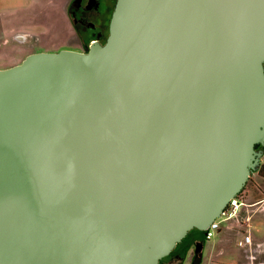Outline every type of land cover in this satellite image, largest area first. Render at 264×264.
<instances>
[{
    "label": "water",
    "instance_id": "obj_1",
    "mask_svg": "<svg viewBox=\"0 0 264 264\" xmlns=\"http://www.w3.org/2000/svg\"><path fill=\"white\" fill-rule=\"evenodd\" d=\"M258 144L264 0H116L105 43L0 69V264H161Z\"/></svg>",
    "mask_w": 264,
    "mask_h": 264
},
{
    "label": "rangeland",
    "instance_id": "obj_2",
    "mask_svg": "<svg viewBox=\"0 0 264 264\" xmlns=\"http://www.w3.org/2000/svg\"><path fill=\"white\" fill-rule=\"evenodd\" d=\"M115 1L102 0L103 9L106 10L109 7L107 19H110V11H112ZM71 2L72 0H0V69L21 63L27 55L34 52L80 50L85 47L81 43V37L77 33L69 12L68 7ZM259 169L252 172L245 189L239 194L242 197L243 205L246 198L250 199L256 194L264 195V174L260 173ZM240 224V231H242L240 236L243 237L244 232L249 233L248 230L253 222L241 218ZM193 233L198 234L201 238L205 237L204 230L193 228L184 241L162 259V263L179 264L181 261H185V264H188L190 256L193 254L192 251L190 252L191 247L188 248L186 254L184 252L186 260L178 257L176 251L181 246H186ZM219 238L220 236L216 235L205 241L210 244ZM194 241L201 248L202 241L199 240L198 243V238ZM241 251L243 257L240 258V263L230 260L226 264H264V248L259 251L254 243L252 247L248 246V249ZM246 253L249 255L248 259L244 256ZM181 256L184 255L181 254ZM244 261L248 262L244 263Z\"/></svg>",
    "mask_w": 264,
    "mask_h": 264
},
{
    "label": "crops",
    "instance_id": "obj_3",
    "mask_svg": "<svg viewBox=\"0 0 264 264\" xmlns=\"http://www.w3.org/2000/svg\"><path fill=\"white\" fill-rule=\"evenodd\" d=\"M244 205L241 209L239 218H235L222 223V227L217 235L220 236L218 240H214L208 244L205 237H199L198 234L193 233L190 236V240H196L198 238L202 241V246L197 254L198 245L193 241L191 243L190 252L193 253L190 256L188 264L194 263V259L197 258V264H226L230 260L241 262L242 251H245L255 243V246L259 248V251L264 248V195H255L252 198H246ZM245 218L248 221L253 222L248 232L252 236V242L247 245H240L238 239H242L240 236V219ZM249 227V226H248ZM210 240V239H209ZM263 247V248H261ZM194 251V252H193ZM254 254V253H253ZM248 259V254L244 255ZM235 259V260H234ZM186 260V259H185ZM185 264V261H181ZM180 262V263H181ZM248 262V261H244Z\"/></svg>",
    "mask_w": 264,
    "mask_h": 264
},
{
    "label": "flooded vegetation",
    "instance_id": "obj_4",
    "mask_svg": "<svg viewBox=\"0 0 264 264\" xmlns=\"http://www.w3.org/2000/svg\"><path fill=\"white\" fill-rule=\"evenodd\" d=\"M68 8L75 26L78 25L76 29L81 37V43L85 46L79 51H87L94 41L106 42L109 34L110 19H107L109 7L104 10L102 0H72ZM256 148L264 149V146L258 144ZM260 168H262V165ZM193 241L189 239L186 245L191 246Z\"/></svg>",
    "mask_w": 264,
    "mask_h": 264
},
{
    "label": "built area",
    "instance_id": "obj_5",
    "mask_svg": "<svg viewBox=\"0 0 264 264\" xmlns=\"http://www.w3.org/2000/svg\"><path fill=\"white\" fill-rule=\"evenodd\" d=\"M261 165L262 167H264V155L261 157ZM239 194L230 200V202L224 208L222 213L213 220V222L208 226V228L204 230L205 239L209 240V239L214 238L220 231L223 222H226V221H229L235 218H239L242 205H243L242 197ZM251 242H252L251 234L244 232L242 239L239 241V244L245 246Z\"/></svg>",
    "mask_w": 264,
    "mask_h": 264
},
{
    "label": "trees",
    "instance_id": "obj_6",
    "mask_svg": "<svg viewBox=\"0 0 264 264\" xmlns=\"http://www.w3.org/2000/svg\"><path fill=\"white\" fill-rule=\"evenodd\" d=\"M115 2H116V1H115ZM114 6H115V5H114ZM113 9H114V7H113ZM113 9H112V11H110V12H111V14H110V18H111V15H112ZM77 26H78V25H76V27H77ZM259 172L262 173V174H264V167L260 168V169H259ZM244 189H245V188H244ZM244 189H243V190H244ZM243 190H242L241 192H243ZM241 192H240V193H241ZM184 239H185V238H184ZM184 239H183L181 242H179V243L177 244V246H178L179 244H181V243L184 241ZM177 246H176V247H177ZM176 247L173 249V251L176 249ZM189 247H190V246H188V245H186V246H185V245L181 246V248H180L178 251H176V255H178V254H180V255L183 254L184 256H180V258L185 259V256H186L185 254H186V252L188 251V248H189ZM173 251H172V252H173ZM179 251H181V252H179ZM184 252H185V254H184ZM178 257H179V255H178ZM162 259H163V258H162ZM162 259L160 260L161 264H163V263H162Z\"/></svg>",
    "mask_w": 264,
    "mask_h": 264
}]
</instances>
